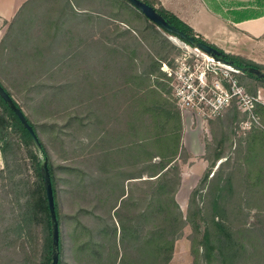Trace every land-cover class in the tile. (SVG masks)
<instances>
[{"label":"trees","instance_id":"16d2710c","mask_svg":"<svg viewBox=\"0 0 264 264\" xmlns=\"http://www.w3.org/2000/svg\"><path fill=\"white\" fill-rule=\"evenodd\" d=\"M44 1L45 8L48 7L46 11L56 13L58 10L60 11L59 16H54L48 32H43L41 39L36 36L37 34L33 37L30 36L31 39H27L29 44H32L33 39L37 42L40 41L38 44L33 42V48L37 52L33 54V58L27 56V59L33 60L34 64L37 61L40 66L47 67L49 64L52 66L47 70L49 74L44 75L40 72L37 74L35 68L38 65L36 64V66L24 67L20 76L27 91H35L42 87L40 81L45 76L49 78L60 76L58 69L62 63L65 64L66 60L62 62L57 56H53L51 63H48L46 59L49 58L47 57L49 53L57 54L56 52L62 46H55L51 43L45 45V43L48 38L52 42L58 40L61 33H65L67 20L78 17L80 15L79 10H85L88 13L82 14L81 17H86V23L91 20L94 24L95 22L98 23L99 20L108 19L127 27L124 33L107 36L106 42L99 43L108 52L106 56L111 55L113 58L115 66H112L108 61L111 73L121 77L123 81V86L119 92L127 93L129 86L135 84L139 87L140 94L138 99L133 102L136 103V110L129 114V128L124 135V143H117L106 148L102 154L100 153L99 157L104 158L105 165L100 169L99 177L92 175L93 180L96 179L92 185L104 192L103 196L116 194V199L113 201L100 199V197L98 199V203L103 200H108L110 203L109 205L106 202L109 206L108 215L94 218V213L90 209H79L71 217L77 222L76 227L72 232L66 231V233L50 152L30 118L27 116L29 123L40 139L42 149L37 147L30 133L0 97L2 108L0 111V134L5 142L3 150L5 161L8 167L11 162H14L15 166H19V154L17 148L14 149L16 144L12 139L6 137L8 130L12 129L28 148L29 158L34 161L35 170L41 180L34 196L26 191L28 194L23 201L24 203H20V208L17 211L15 238L19 243V248H21L18 254L19 263L33 264L25 246L35 238L37 224L40 222L44 228V263H52V219L42 171L45 159H47L60 229L59 264H171L176 243L182 239L186 226L192 228L190 254L193 264H264V151L255 147L249 137L246 145L240 146L241 149L238 152L234 168L230 165L231 159L223 156L222 151H218L222 143L219 142L212 157L207 156L206 152L205 159L209 162V167L197 187L191 192L187 213L184 215L176 199L182 181L179 161L182 158L180 151L181 144H183V136L181 137L180 133L184 134V125L175 103L172 101L171 104L163 97L158 92L157 87H161L159 90L166 91V93L170 90L165 88L166 85L163 87L158 80L152 82V77L155 74L158 78L163 75L160 71V61L169 59L172 46L164 47L168 42L163 36L161 38H159L160 36H149L147 34L149 31L160 35L159 29L143 14L126 4V0H56L63 3V6L58 8L50 5L54 0ZM143 1L153 7L169 24L192 37H197L193 29L162 7H157L156 0ZM89 12L96 15H90ZM136 18L146 24L143 31L134 26ZM59 20L60 25H62L60 29L57 23ZM24 25L26 28L22 26L18 37L24 36V33L29 34L30 29L27 27H33L27 22ZM117 29L120 30V27ZM66 32L69 30L66 29ZM197 38L219 51L227 61L240 67H254L262 71L259 65L227 54L201 37ZM63 39L65 38L63 37ZM83 40L72 51L70 49L72 39H69L68 43L64 42L65 45L62 44L64 48H69L65 51L67 58L69 54L76 51L83 55L88 53L98 55L95 51V46L99 45L98 40L92 39L87 44H83L86 39ZM158 43L162 44L159 45ZM22 45L28 46L25 43ZM118 45H122V47L118 48ZM53 47L54 50H57L51 53ZM141 54L146 57L148 63L146 67H140L137 64ZM122 55L126 57V67L121 66L117 60V57ZM72 60L74 61L73 58ZM20 66L22 65L20 64ZM96 73L97 71L94 70L92 74L87 73L76 77L73 100L79 101L78 98L81 96L83 101H89L79 102L81 107L86 104L88 108H91L98 104L96 103L98 99L95 96L98 94ZM247 74L242 75L247 77ZM249 76L252 77L251 79L255 78V81L260 80L252 74ZM80 80L83 81L82 85L77 84ZM0 85L14 99V95L1 79ZM52 90V87H48L47 91ZM54 91L62 92L64 86L52 92ZM47 100L48 96L42 99L43 102ZM15 103L17 102L15 101ZM17 105L22 109L18 103ZM262 108L264 106L259 105L256 113L258 114ZM230 109L231 125L239 122L241 115L246 116L235 104ZM133 116H137V122ZM141 117H147L146 124L150 122L148 126L138 127V124L135 126V123H143ZM101 133L100 139L107 138L106 140H108L110 131L105 129ZM226 137L228 138L227 135ZM31 147L40 150L44 155V160L39 159L38 155L30 150ZM224 158L227 160L222 162L213 174L212 171L216 168L217 163ZM14 178L11 176L13 183L20 190L23 186L22 180L15 181ZM127 182L129 184L133 182L128 191L126 190ZM139 185L144 190L142 191L144 198L140 202L136 197V189ZM36 195L37 197L34 198ZM82 214L91 216V219L86 222L82 219V221L79 219ZM252 219L255 220L253 224L250 223ZM65 234L68 236L69 243L65 240ZM68 251L70 255L67 253ZM67 257H69V262L66 261Z\"/></svg>","mask_w":264,"mask_h":264},{"label":"rangeland","instance_id":"374dc122","mask_svg":"<svg viewBox=\"0 0 264 264\" xmlns=\"http://www.w3.org/2000/svg\"><path fill=\"white\" fill-rule=\"evenodd\" d=\"M126 4L130 5L128 2H126ZM50 5H54L58 8L63 6V3L54 0ZM55 15L57 14L54 13V11L49 12L46 10L32 13L31 17L36 18V24L33 27H27L30 29L31 36L33 37L38 31H41L39 24L41 21L44 20L45 22L51 23ZM85 20L86 18H83L82 25L78 26L76 20L70 18L65 24L66 28L64 35H60V38L53 42L48 38L45 45L51 43L52 45L59 46L62 42L68 43L67 41H69V39H72V43L80 40L82 41L83 39V41H85L86 39L83 44H87L90 38L95 37H97L98 43L106 42L107 36L110 37L115 34L124 33L127 28L119 22L108 19L99 20L98 23L95 22L94 24L92 22L91 25L86 23ZM145 25L144 22L138 21L137 18L134 21V26L141 31L144 30ZM117 27H120V30L117 29ZM23 28H26V26L23 25ZM66 29H68L69 32H66ZM46 30L48 31V29ZM159 31L160 35L153 32L151 33V31L147 34L155 37L160 36L159 38L163 36L168 42L164 47L167 45L172 46L168 57L169 59L165 62L180 59L181 54L190 49L185 46L184 42L179 40V44H177L172 40L171 35L162 30ZM63 37L65 39H63ZM120 41H123V39H120ZM72 43L70 44L71 51L74 48ZM158 44L161 45L162 43ZM102 46L103 45L100 43L95 46V51H97L98 55H93L91 61L89 60V56L81 61L82 64H85L86 68H84V70H75L73 67L75 61L69 58L66 60L65 64L62 63L61 66L67 68L64 74L54 76L53 78H49L48 76L43 77L40 81L42 87L37 88L35 91L26 90L23 79L20 76V68H18L28 65H38L37 61L35 65L33 60L27 59V56L33 58V42L26 46V48L23 46L26 50L19 48L20 54L12 52L9 58L0 52V79L12 92L15 101L22 107L26 116L36 125L45 146L50 152L60 194V211L64 216L65 233L66 231L72 232L76 227L77 222L74 218L71 219V217L75 215L79 209H90L94 213V218L101 215H108V200H103L98 203V199L100 197V199L104 198L113 201L116 199V194H106L103 196L104 192L100 191L99 188L96 189V187L92 185L93 181L96 180H93L92 175H98L99 177V171L103 168V165H105L104 158L99 157L100 153L102 154L106 148L112 147L117 143H124V135L129 128V114L136 110V103L133 102L138 99L137 97L140 94L139 87L135 84L129 86L127 93L119 92L121 91L119 89L123 86V81L121 77L111 73L108 65L111 63L112 66H115V63L111 55L106 56L108 52L102 48ZM111 46L114 47L115 45ZM119 47H122V45H118V48ZM66 49L67 48H65V51L69 50V48ZM51 50V53L56 51L54 47ZM53 56H57V54H48L47 57L49 58L46 59L48 63H51ZM108 61L110 63H108ZM90 63L92 64V70L96 69L97 71L98 94L95 96L98 99V101H96L98 104L88 108L86 104H83L82 107L79 104L89 101H83L81 96L78 98L80 99L79 101L77 99L73 100V98L75 97L74 83L77 81L76 77L79 74H83L85 71L89 73ZM20 64L22 66H20ZM50 66L52 65L49 64L47 67L38 65L35 69L37 73L47 72ZM262 71L264 72V69H262ZM133 75H135V73H133ZM164 77L165 88L170 91H167V93L166 91H161L159 90L161 87L158 86V92L172 104L173 92L169 87L167 76L164 75ZM236 78L249 95L257 99L261 98V102L256 105L253 115H241L240 121L231 125L229 118L231 109L229 108L221 117L210 121L208 124L196 123L193 129L185 136V140L183 139L184 134L182 135L180 133L181 137L183 136V144H181L180 151L182 158L179 161L182 181L176 199L184 215L187 213L191 192L197 187L201 178L207 171L201 172L200 169L201 161L206 157V155H204L205 151L207 152V156L210 155L212 157L219 142L222 143L218 151H222L223 156L231 159L230 165L233 168L238 158V152L241 149L240 146L243 145L244 147L249 137L255 147L264 151V108L259 110L258 114L256 113V109L259 105L264 106V81H255L256 79H251L252 77L249 76V74H247V77L238 74ZM61 86H64V91L52 92L55 89L58 90ZM48 87H52L53 90L47 91ZM46 96H48V100L43 102L42 99L46 98ZM1 110L2 108L0 106V111ZM133 117L137 122V116ZM141 119L143 123H135V126L137 124L138 127H146L149 125L150 122L146 124L148 120L147 117H141ZM246 122L250 123L251 129H247ZM91 128H93V131H90ZM105 129H107L108 132L110 131L108 140H106L107 138L100 139L102 134L101 131ZM6 135V137L12 139L16 144L14 149L17 148V153L19 154V166H15V163L11 162L8 167L3 152L5 142L2 140L0 134V264H20L18 254L21 248H19V243L15 238L17 211L20 208V203H24L23 201L28 194L27 192L33 196L37 193L41 180L35 170L34 161L29 158L30 153L28 152V148L21 141L20 136L13 132L12 129H9ZM30 150L37 154L39 159L44 160V155L40 150L34 147H31ZM226 160L227 159L224 158L219 161L212 173L214 174L221 163H224ZM11 176L15 177V181L19 179L22 180L23 186L20 190H18L15 183H13ZM130 184L129 182L126 183L127 191L129 187H131ZM142 191L144 190L139 185L136 189V197L139 202L144 198ZM36 197L37 195L34 198ZM79 219H84L86 222L91 219V216L82 214ZM254 222L255 220L252 219L250 223L253 224ZM43 230V224L41 222L38 223L35 238L25 246L29 251V259L33 261V264H45ZM191 234L192 228L186 226L183 231L182 239L176 243L171 264H193V259L190 254ZM65 235V240L69 243L68 236L67 234ZM67 253L69 254V251ZM66 261L69 262V257H67Z\"/></svg>","mask_w":264,"mask_h":264},{"label":"crops","instance_id":"0c3cea01","mask_svg":"<svg viewBox=\"0 0 264 264\" xmlns=\"http://www.w3.org/2000/svg\"><path fill=\"white\" fill-rule=\"evenodd\" d=\"M156 1L157 7H162L167 12L177 17L188 27L193 29L197 37H201L208 43L215 45L227 54L251 61L264 69V0ZM43 2L45 1L0 0V52L4 56L9 58L12 52L20 54V49L26 50V46L22 45V43L29 45V43H27L29 40L27 39H31V35L30 33H24V36L18 37L19 32L26 22L27 24L33 26L36 24V18L31 17V15L35 11L47 10L48 7L46 6L45 8ZM129 6L132 7L131 5ZM59 12L60 11L58 10L56 11L57 16H59ZM87 13L88 12L85 10H79L80 15L74 18L76 23H78V26H81L83 18H86L81 17V15ZM89 14L96 15L92 12H89ZM33 18L34 20L31 21ZM86 21L87 19L85 22ZM57 23L59 24L58 28L60 29V27H62V25H60V20ZM39 24L41 31H38L36 36H39V39H41L43 37L41 34L43 32L47 33L48 31L46 29H49L51 24L49 22H45L44 20ZM88 24L91 25L92 21L90 20ZM62 35H64L63 32L61 33V36ZM92 39L97 40V37L90 38L89 40L91 41ZM33 42L38 44L40 41L37 42L33 39ZM81 42V40L76 41L75 43H72L71 41V43L74 45V48L80 45ZM64 45L61 43L62 48L58 49L57 57L62 61L73 58L75 61V65H73L74 69L79 71L84 70L86 67L81 61L86 59L87 56H89V60L91 61L94 54L88 53L83 55L76 51L73 54H69L67 58ZM33 51L34 53L37 52L36 49H33ZM117 58V60L121 62V66H127V60L124 55L118 56ZM162 62L165 61H160V63ZM137 64L138 66L140 65V67H146L148 65L146 62V57L143 56V54L139 55V61ZM18 68H20V73L22 70H24V67ZM94 70L96 69L92 70V64L90 63L89 73L92 74V71ZM66 71L67 68L60 67L58 69V74H64ZM40 73L49 74L46 71ZM86 74L87 71L79 75L83 76ZM164 79V73L159 78L155 74L152 77V82L154 83L156 80H158L162 86H165ZM77 84L82 85L83 81L80 80V82ZM91 130L93 131V128H91L90 131ZM204 155H206V151ZM208 166L209 162L204 157L200 165L201 172H205L208 169Z\"/></svg>","mask_w":264,"mask_h":264},{"label":"built area","instance_id":"2783aa9c","mask_svg":"<svg viewBox=\"0 0 264 264\" xmlns=\"http://www.w3.org/2000/svg\"><path fill=\"white\" fill-rule=\"evenodd\" d=\"M185 46L190 49L180 59L161 63L181 114L183 139L196 123L208 124L218 119L233 104L246 115H253L261 98L252 97L241 86L236 78L241 73L198 48ZM245 124L251 129L250 123Z\"/></svg>","mask_w":264,"mask_h":264},{"label":"water","instance_id":"95a60500","mask_svg":"<svg viewBox=\"0 0 264 264\" xmlns=\"http://www.w3.org/2000/svg\"><path fill=\"white\" fill-rule=\"evenodd\" d=\"M132 7H134L137 11L143 14L151 23L155 24L159 30L171 35L172 37L177 38L178 40L184 42L185 44H189V46L198 48L204 53L212 56L217 61L226 64L241 74H252L256 78L260 80H264V72L260 69L254 67H240L235 65L232 62L227 61L221 56V53L214 49L213 47L209 46L208 44L202 42L197 37H192L177 27L169 24L164 17H162L153 7L146 4L143 0H126ZM0 97L4 100L5 104L15 113L18 117L22 125L25 129L30 133L31 137L33 138L35 144L39 149H42V145L40 142L39 137L37 136L34 128L29 123L27 116L23 112V110L15 103V100L7 93V91L0 85ZM43 177L45 182V190L46 196L48 200V206L50 210V215L52 219V263L51 264H59L60 262V229L59 223L56 214V207H55V197H54V190L52 185L51 174L48 167V160L45 159L43 164Z\"/></svg>","mask_w":264,"mask_h":264},{"label":"bare ground","instance_id":"6f19581e","mask_svg":"<svg viewBox=\"0 0 264 264\" xmlns=\"http://www.w3.org/2000/svg\"><path fill=\"white\" fill-rule=\"evenodd\" d=\"M172 40H173L175 43L179 44V40H178L177 38L172 37Z\"/></svg>","mask_w":264,"mask_h":264}]
</instances>
